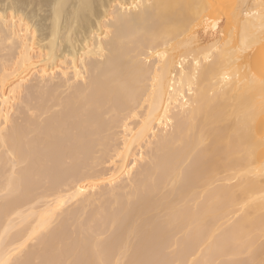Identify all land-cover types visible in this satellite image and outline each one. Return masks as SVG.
<instances>
[{
    "label": "bare ground",
    "instance_id": "obj_1",
    "mask_svg": "<svg viewBox=\"0 0 264 264\" xmlns=\"http://www.w3.org/2000/svg\"><path fill=\"white\" fill-rule=\"evenodd\" d=\"M0 264H264V0H0Z\"/></svg>",
    "mask_w": 264,
    "mask_h": 264
},
{
    "label": "rangeland",
    "instance_id": "obj_2",
    "mask_svg": "<svg viewBox=\"0 0 264 264\" xmlns=\"http://www.w3.org/2000/svg\"><path fill=\"white\" fill-rule=\"evenodd\" d=\"M38 14H39V15L41 14L40 16L42 17L44 13H40V12H39ZM39 19H40V18H39ZM48 24H49V23H46L45 26H48Z\"/></svg>",
    "mask_w": 264,
    "mask_h": 264
}]
</instances>
